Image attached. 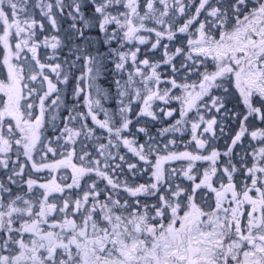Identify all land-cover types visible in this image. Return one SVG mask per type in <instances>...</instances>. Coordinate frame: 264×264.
Here are the masks:
<instances>
[{
	"label": "snow or ice",
	"instance_id": "obj_1",
	"mask_svg": "<svg viewBox=\"0 0 264 264\" xmlns=\"http://www.w3.org/2000/svg\"><path fill=\"white\" fill-rule=\"evenodd\" d=\"M0 264H264V0H0Z\"/></svg>",
	"mask_w": 264,
	"mask_h": 264
}]
</instances>
